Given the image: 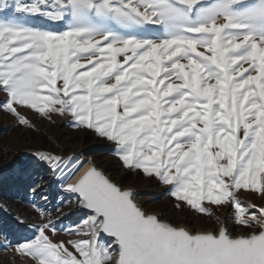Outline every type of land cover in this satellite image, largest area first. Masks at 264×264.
<instances>
[{"label":"snow or ice","instance_id":"1","mask_svg":"<svg viewBox=\"0 0 264 264\" xmlns=\"http://www.w3.org/2000/svg\"><path fill=\"white\" fill-rule=\"evenodd\" d=\"M0 92V110L19 125L35 130L21 110L70 115L112 142L126 168L170 186L176 209L214 224L194 231L162 219L94 164L83 169L88 161L64 182L65 158L36 150L21 172L60 174L81 218L60 229L77 237L67 241L54 240L47 219L8 242L17 255L33 264H264V206L240 196L264 200V0H0ZM213 207L233 209L231 230Z\"/></svg>","mask_w":264,"mask_h":264},{"label":"rangeland","instance_id":"2","mask_svg":"<svg viewBox=\"0 0 264 264\" xmlns=\"http://www.w3.org/2000/svg\"><path fill=\"white\" fill-rule=\"evenodd\" d=\"M31 2V0H26ZM36 26L52 30L54 22L46 20H31ZM63 30V28H60ZM5 94L0 92V101ZM35 124V130L19 125L15 118L0 110V168L7 165L16 156L22 158L36 150L51 151L75 162L88 161L103 170L109 179L123 189H131L135 201L144 210L157 214L160 218L175 224H183L194 231L209 230L214 227L212 221L194 210L175 208L176 201L170 195V186L164 185L154 177L146 176L142 171L126 168L115 152V145L94 131L73 126L70 115L54 114L52 121L38 117L36 113L21 110ZM21 164V163H20ZM14 169L0 176V264H33L31 260L17 255L11 247H6L10 241L31 238L35 227L51 218L58 231L54 240L76 239L66 231L60 230L73 225L81 218L75 214L78 203L71 197H63L56 192L49 171L24 173ZM8 183H13L15 189L6 191ZM40 185L36 193L32 187ZM20 186V190L16 188ZM47 196V200L42 197ZM246 202L264 206V200L257 195L240 194ZM35 205V207H34ZM40 209V211H37ZM44 213L42 217L40 212ZM213 211L231 230L233 228V209L231 207ZM214 220V217H213ZM244 231L237 228L236 233Z\"/></svg>","mask_w":264,"mask_h":264},{"label":"bare ground","instance_id":"3","mask_svg":"<svg viewBox=\"0 0 264 264\" xmlns=\"http://www.w3.org/2000/svg\"><path fill=\"white\" fill-rule=\"evenodd\" d=\"M24 158H22V160H23ZM22 162V161H21ZM65 164L67 165V167L65 168V173H66V176H65V178H64V182H75L77 179H79V176L82 174V171L81 172H76L75 170H76V168H77V165L79 164V162L77 161V162H70V159H66L65 160ZM93 163H92V161L89 159L88 160V163H85L84 165H83V169H87L89 166H91ZM21 165V164H20ZM20 165H18L17 166V170L19 171V172H21V170H20ZM68 169L70 170V171H68ZM49 173H51V177H52V183L54 184V185H57V184H59L58 185V187H56V192H58V194L59 195H61V196H63V197H71V199L73 198V199H75L74 197H72V196H70V194H68V193H66V192H63V190H62V188H61V179H60V174H53L51 171H49ZM73 173H75V174H73ZM22 174H24V173H22ZM72 199V200H73ZM76 200V199H75ZM76 203H78L77 202V200H76ZM76 210V209H75ZM75 210H73L74 211V213H75ZM153 214H155V213H153Z\"/></svg>","mask_w":264,"mask_h":264},{"label":"water","instance_id":"4","mask_svg":"<svg viewBox=\"0 0 264 264\" xmlns=\"http://www.w3.org/2000/svg\"><path fill=\"white\" fill-rule=\"evenodd\" d=\"M21 163V157L20 156H16V157H14V158H12L11 159V161L7 164V165H5L4 167H2V168H0V176L1 175H3V174H6V173H9V172H11L13 169H14V167H15V165L16 164H20ZM99 169V168H98ZM100 171H102L104 174H105V172L103 171V170H101V169H99ZM106 175V174H105ZM107 176V175H106ZM108 177V176H107ZM109 178V177H108ZM119 186V185H118ZM133 191V190H132ZM70 196H72V197H74L75 198V196H73V195H70ZM76 199V198H75ZM77 200V199H76ZM78 202V201H77ZM75 214H80L81 215V210H80V208L78 207L76 210H75Z\"/></svg>","mask_w":264,"mask_h":264},{"label":"trees","instance_id":"5","mask_svg":"<svg viewBox=\"0 0 264 264\" xmlns=\"http://www.w3.org/2000/svg\"><path fill=\"white\" fill-rule=\"evenodd\" d=\"M13 186H15V185H13V183H11V184H9L8 183V186H7V189H6V191H8L9 190V188L8 187H10L11 188V191H14L13 189H15ZM17 190H20V186H18L17 188H16Z\"/></svg>","mask_w":264,"mask_h":264},{"label":"built area","instance_id":"6","mask_svg":"<svg viewBox=\"0 0 264 264\" xmlns=\"http://www.w3.org/2000/svg\"><path fill=\"white\" fill-rule=\"evenodd\" d=\"M68 171H70V170L68 169Z\"/></svg>","mask_w":264,"mask_h":264}]
</instances>
